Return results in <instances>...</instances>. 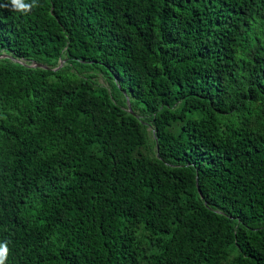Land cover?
Wrapping results in <instances>:
<instances>
[{"label":"trees","instance_id":"16d2710c","mask_svg":"<svg viewBox=\"0 0 264 264\" xmlns=\"http://www.w3.org/2000/svg\"><path fill=\"white\" fill-rule=\"evenodd\" d=\"M0 244L4 264H264V0L0 8Z\"/></svg>","mask_w":264,"mask_h":264},{"label":"clouds","instance_id":"9594fccd","mask_svg":"<svg viewBox=\"0 0 264 264\" xmlns=\"http://www.w3.org/2000/svg\"><path fill=\"white\" fill-rule=\"evenodd\" d=\"M37 5V0H32V3H26L25 0H8V3L0 4V8L27 13ZM7 251L6 245L0 244V264H4V253Z\"/></svg>","mask_w":264,"mask_h":264},{"label":"water","instance_id":"95a60500","mask_svg":"<svg viewBox=\"0 0 264 264\" xmlns=\"http://www.w3.org/2000/svg\"><path fill=\"white\" fill-rule=\"evenodd\" d=\"M4 57H8V56H4ZM18 62H19V63H22V64H25V63H23L22 61H18ZM35 66L40 67V68H44V69H48L47 66H44V65H42V64H35Z\"/></svg>","mask_w":264,"mask_h":264},{"label":"rangeland","instance_id":"374dc122","mask_svg":"<svg viewBox=\"0 0 264 264\" xmlns=\"http://www.w3.org/2000/svg\"><path fill=\"white\" fill-rule=\"evenodd\" d=\"M98 80H99V82L102 83V84L105 83V81H104V79H103L102 77L98 78Z\"/></svg>","mask_w":264,"mask_h":264}]
</instances>
